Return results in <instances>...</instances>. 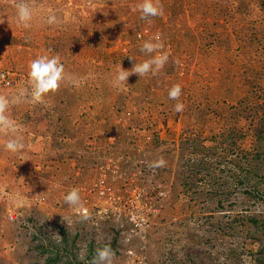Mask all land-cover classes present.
<instances>
[{
    "label": "rangeland",
    "instance_id": "obj_1",
    "mask_svg": "<svg viewBox=\"0 0 264 264\" xmlns=\"http://www.w3.org/2000/svg\"><path fill=\"white\" fill-rule=\"evenodd\" d=\"M142 2L0 0V116L13 125L0 121V264H93L104 246L111 264H264V152L244 160L264 144V0H152L162 14L147 19ZM160 53L154 74L114 85L120 66ZM40 56L64 75L36 99Z\"/></svg>",
    "mask_w": 264,
    "mask_h": 264
},
{
    "label": "clouds",
    "instance_id": "obj_2",
    "mask_svg": "<svg viewBox=\"0 0 264 264\" xmlns=\"http://www.w3.org/2000/svg\"><path fill=\"white\" fill-rule=\"evenodd\" d=\"M16 7L18 22L27 27L28 21H30L32 18V11L30 7L23 2L18 3ZM137 7L140 11L141 19H147L148 17L162 14V8L159 7L158 4H154L152 0H143V2ZM55 21V15L51 14L48 16L46 22L51 24ZM161 47L162 45L159 42L152 43L150 41H145L141 46V51L151 54ZM166 60L167 55L160 53L158 55L151 56L149 59L143 60L142 62H135L130 70H124L120 66L115 75L114 85L118 86L121 82H125L130 72L135 73L138 76L148 74L149 72L154 74L156 70L163 66ZM63 68L64 61L59 57L40 56L32 60L30 64V71L28 73L32 96L36 99H40L43 94L55 88L64 75ZM180 94L181 88L178 84L173 85L168 90V98L170 100H176ZM4 106V102L0 101V109H3ZM183 107L184 105L182 103H176L174 105V110L176 112H180L183 110ZM0 121L3 122L5 127H13V125H11V123L2 116H0ZM4 148L13 154H16L24 148V144L22 143L19 136H14L7 140V142L4 144ZM160 163L162 164L163 161ZM64 201L69 205H78L80 203L78 191L73 188L67 192V194L64 196ZM111 257L112 252L108 246L98 248L96 250L95 257L93 258V264H111Z\"/></svg>",
    "mask_w": 264,
    "mask_h": 264
},
{
    "label": "trees",
    "instance_id": "obj_3",
    "mask_svg": "<svg viewBox=\"0 0 264 264\" xmlns=\"http://www.w3.org/2000/svg\"><path fill=\"white\" fill-rule=\"evenodd\" d=\"M256 125H257L258 128L255 131V138L264 141V138L263 137H259V134H261L262 132H264V118L262 120H260L259 122L256 121ZM240 135H242V136L245 137L244 132H237L236 130H232L231 131V134L228 135V138L230 137L231 138V142L233 143V142H236V139H238ZM223 137H224V134L221 133V138H223ZM180 139H181V142L184 141L183 140V137L180 138ZM232 147L234 149L236 148L235 146H232ZM261 147H264V144H263V146H258L257 144H255V145H253L249 149H244L245 150V159L244 160H254L253 164L256 163L255 160H261L260 153H261V151L264 152V150H261ZM200 149H204V148L202 146H200ZM233 153H234V157H236V158H231L230 160H241L242 152H239L238 153L236 151V152H233ZM247 169L248 170H253V167L249 166Z\"/></svg>",
    "mask_w": 264,
    "mask_h": 264
},
{
    "label": "built area",
    "instance_id": "obj_4",
    "mask_svg": "<svg viewBox=\"0 0 264 264\" xmlns=\"http://www.w3.org/2000/svg\"><path fill=\"white\" fill-rule=\"evenodd\" d=\"M0 77H1V80L4 83V85H6V77H5L3 72L0 74Z\"/></svg>",
    "mask_w": 264,
    "mask_h": 264
}]
</instances>
